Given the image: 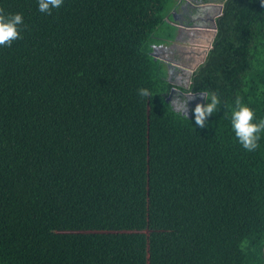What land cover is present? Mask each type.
Wrapping results in <instances>:
<instances>
[{
	"label": "trees",
	"instance_id": "16d2710c",
	"mask_svg": "<svg viewBox=\"0 0 264 264\" xmlns=\"http://www.w3.org/2000/svg\"><path fill=\"white\" fill-rule=\"evenodd\" d=\"M192 1L223 7L183 87L152 54L180 0H0V264H264V132L231 126L264 120V0ZM173 90L221 106L200 128Z\"/></svg>",
	"mask_w": 264,
	"mask_h": 264
},
{
	"label": "clouds",
	"instance_id": "9594fccd",
	"mask_svg": "<svg viewBox=\"0 0 264 264\" xmlns=\"http://www.w3.org/2000/svg\"><path fill=\"white\" fill-rule=\"evenodd\" d=\"M63 3L64 0H38V8L42 13L51 14L53 9H59ZM23 23L24 18L21 12L6 14L0 10V46L10 47L13 41L21 38V26ZM174 40L175 38L170 42ZM159 46L160 45H157L156 48ZM162 60L167 62L168 67L171 64L169 62H172L167 60V58ZM173 63L178 64V62ZM187 69L189 70V68ZM138 95L149 99L152 98L151 90L144 87L138 89ZM201 95H203L204 101L196 103L192 111L195 126L204 128L206 127L208 118L218 111V108L221 106V100L215 92L201 93ZM189 96H191V94H189ZM180 111L189 119L187 113V100ZM231 126L238 142L245 150L255 151L258 148L260 134L264 132V120H256L253 109L242 103L239 98H237L235 107L232 110Z\"/></svg>",
	"mask_w": 264,
	"mask_h": 264
},
{
	"label": "flooded vegetation",
	"instance_id": "af4514ba",
	"mask_svg": "<svg viewBox=\"0 0 264 264\" xmlns=\"http://www.w3.org/2000/svg\"><path fill=\"white\" fill-rule=\"evenodd\" d=\"M185 10L186 13L189 14L191 17L190 18H194L200 11V8L198 9L196 6H190V5H186V7L183 5L182 6ZM206 19V20H205ZM205 19H200V22H197L198 24H205L204 22L207 21V17H205ZM198 32H192L190 33L188 36L186 34L185 31L183 30H178V36L175 37V40L172 42H169V45H160L159 46V53L161 54H169L171 57H168L167 59L172 61V62H178V64L183 65L184 68L189 67V66H195L197 65L199 62H201L205 48H204V44L203 45H198V46H192L189 45L187 43V41H194L196 43H200L202 40L206 41L207 38L205 36L202 35V40L199 41V36L197 34ZM180 36H182V39H185V43H183L181 41V39L179 38ZM175 42V43H174ZM186 45L185 48L186 50L183 48V45ZM189 45V46H188ZM192 54V55H190ZM173 57H175L177 60L173 59ZM187 61L189 63H187ZM171 65V64H170ZM169 65V67H170ZM183 68V69H184ZM171 71L169 70V77L171 76ZM189 76H190V72L188 73V80H189ZM187 87V86H186ZM188 94L193 95V93H189V92H179L176 90H173L172 95H174L175 97V101H177L178 103L180 102L182 107L184 105V103L187 100V110H189L190 106L192 104H196L199 99H195L193 100V98L190 96H188Z\"/></svg>",
	"mask_w": 264,
	"mask_h": 264
},
{
	"label": "crops",
	"instance_id": "0c3cea01",
	"mask_svg": "<svg viewBox=\"0 0 264 264\" xmlns=\"http://www.w3.org/2000/svg\"><path fill=\"white\" fill-rule=\"evenodd\" d=\"M213 4H215V5H213ZM216 4H218V3L217 2H209V3H195L194 4L192 1H189V2H186L185 1L183 3H180L179 2L177 8L173 10V17H174L175 24L178 25L175 36H178V30H183V31L186 32L187 36L190 33H192V32H198L197 34L199 36L198 37L199 38V41L202 40V35L207 38L209 36V32L210 33L212 32V37H213V29L212 28L210 30V28L206 27L207 25H205V24L204 25L203 24H198L197 22H200V19L202 20V19H205V17H208L206 15L207 9H209L208 11H210V12L215 11L214 7H218ZM183 5L185 7H186V5L196 6L198 9L200 8V10H199L200 12L194 18H190L191 16L186 13V10L182 7ZM218 10L219 9H217V11L214 12L212 16H215L217 14ZM210 39L207 38L206 41H203L202 40L200 43H196L194 41H190L189 44L190 45H194V46L195 45L198 46V45H203L204 44L203 46L205 48V51L206 50L209 51V49L211 48V47H209V40ZM211 46H212V43H211ZM198 48H199V46H198ZM205 51H204V54H203L202 59L205 56ZM208 51H207V53H208ZM207 53H206V55H207ZM190 55H192V54H190ZM169 63L173 64L172 66H175L176 65L173 62H169ZM181 68H183V65H182Z\"/></svg>",
	"mask_w": 264,
	"mask_h": 264
},
{
	"label": "rangeland",
	"instance_id": "374dc122",
	"mask_svg": "<svg viewBox=\"0 0 264 264\" xmlns=\"http://www.w3.org/2000/svg\"><path fill=\"white\" fill-rule=\"evenodd\" d=\"M189 2V1H192V0H181L180 1V3H183V2ZM193 2V1H192ZM214 9H215V11H212V12H210V11H208L209 9H207V11H206V15L208 16L207 18V21H205L204 23H205V25H207L206 27H208V28H210V30H211V26H212V22H211V20H210V18H211V16L213 15V13L214 12H216L217 11V9H218V7H214ZM173 20H174V17H173ZM206 20V19H205ZM177 26L178 25H176L175 24V27L177 28ZM212 37V32L210 33L209 32V36H208V39H210ZM180 39H181V41L183 42V43H185V39H182V36H180L179 37ZM170 41V40H169ZM169 41L168 42H166L165 43V45H169L170 43H169ZM189 42L190 41H187V43L189 44ZM175 43V42H174ZM190 45V44H189ZM188 45V46H189ZM162 46V45H161ZM185 44L183 45V48L186 50V48H185ZM192 46H194V45H192ZM156 46H154L153 47V49L155 48ZM160 48L158 47V48H156L155 49V51L157 52V54H158V56H160L161 57V59H165V58H168V57H171L169 54H161V53H159V50ZM173 59H175V60H177L175 57H173ZM187 63H189L188 61H187ZM166 66H168L167 64H166ZM182 67V65L181 64H176L175 66H172V65H170V67H169V70L171 71V76H170V78H171V80L173 81V83H175V84H177V85H181V86H183V87H188V83H189V80H188V73H189V70L187 69V68H189V67H186V68H181ZM166 70H167V67H166ZM188 96H189V94H188ZM193 98V100H195L196 98H198V97H196V95L195 94H193V95H191L190 96V98ZM171 99H172V102L174 103V105L176 106V108H179V109H181L182 108V105H181V103L179 102H177V101H175L174 99H175V97H174V95L173 96H171ZM200 101H201V99H200ZM188 106V105H187Z\"/></svg>",
	"mask_w": 264,
	"mask_h": 264
},
{
	"label": "water",
	"instance_id": "95a60500",
	"mask_svg": "<svg viewBox=\"0 0 264 264\" xmlns=\"http://www.w3.org/2000/svg\"><path fill=\"white\" fill-rule=\"evenodd\" d=\"M213 5H215V4H213ZM216 5L219 7V8H218L219 10H218V12H217V14H216L215 16H211V18H210L211 21H212L213 37H214V35H215V33H216V23H215V18H216V16H218V15L221 14L222 7H223V2L218 3V4H216ZM213 37L209 40V47H211V43H212ZM156 47H157V46H156ZM156 47L154 48L152 54L154 55L155 58H160V59H161V57L158 56V54H157L156 51H155ZM207 51H208V50L205 51V56H206ZM205 56H204V58L201 60V62L204 61ZM201 62H199V63H201ZM199 63H198V64H199ZM198 64H197V65H198ZM197 65H195V66H190V67H189V70H190V76H189V79H190V77H191V72L195 69V67H196Z\"/></svg>",
	"mask_w": 264,
	"mask_h": 264
}]
</instances>
